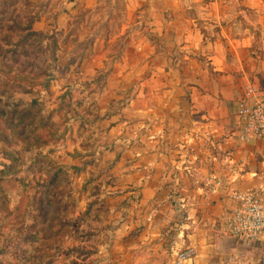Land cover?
I'll return each mask as SVG.
<instances>
[{
  "label": "rangeland",
  "instance_id": "obj_1",
  "mask_svg": "<svg viewBox=\"0 0 264 264\" xmlns=\"http://www.w3.org/2000/svg\"><path fill=\"white\" fill-rule=\"evenodd\" d=\"M2 1L0 264H111L149 70L112 74L148 36L126 24L127 0Z\"/></svg>",
  "mask_w": 264,
  "mask_h": 264
},
{
  "label": "crops",
  "instance_id": "obj_2",
  "mask_svg": "<svg viewBox=\"0 0 264 264\" xmlns=\"http://www.w3.org/2000/svg\"><path fill=\"white\" fill-rule=\"evenodd\" d=\"M127 10L149 41L112 76L149 70L129 110L146 131L111 264H173L186 248L195 256L184 264H264V235L251 243L225 229L233 196L264 188V144L241 142L238 118L244 95L264 87V0H127ZM209 178L224 181L217 193Z\"/></svg>",
  "mask_w": 264,
  "mask_h": 264
},
{
  "label": "built area",
  "instance_id": "obj_3",
  "mask_svg": "<svg viewBox=\"0 0 264 264\" xmlns=\"http://www.w3.org/2000/svg\"><path fill=\"white\" fill-rule=\"evenodd\" d=\"M238 118L239 140L243 143L260 141L264 144V87L252 88L244 95L238 105ZM223 182L219 178H209L206 181L212 194L222 188ZM225 229L232 236L251 243L260 240L264 235V188L233 196L232 214ZM194 256L192 248L182 249L177 252L173 264H184Z\"/></svg>",
  "mask_w": 264,
  "mask_h": 264
},
{
  "label": "trees",
  "instance_id": "obj_4",
  "mask_svg": "<svg viewBox=\"0 0 264 264\" xmlns=\"http://www.w3.org/2000/svg\"><path fill=\"white\" fill-rule=\"evenodd\" d=\"M6 5H7V2L5 0L2 1V5L1 6L4 8V6H6ZM4 9H6V8H4ZM4 15H5V10H0V32L1 31H5V25H8V23H9V21L5 18ZM24 29L25 30H23V31L27 32V34H28L27 36H29V37H36L37 38V37L40 36L36 32L32 31L31 27H26ZM6 32L8 34L10 33V26H6ZM5 38H7V37H5ZM4 42H5V40H4Z\"/></svg>",
  "mask_w": 264,
  "mask_h": 264
}]
</instances>
